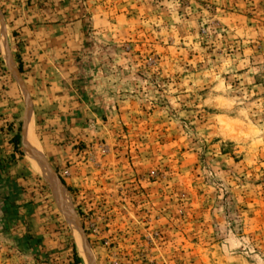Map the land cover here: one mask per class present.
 I'll return each mask as SVG.
<instances>
[{
  "label": "rangeland",
  "instance_id": "1",
  "mask_svg": "<svg viewBox=\"0 0 264 264\" xmlns=\"http://www.w3.org/2000/svg\"><path fill=\"white\" fill-rule=\"evenodd\" d=\"M60 1L57 71L0 54V264H264V0Z\"/></svg>",
  "mask_w": 264,
  "mask_h": 264
},
{
  "label": "crops",
  "instance_id": "2",
  "mask_svg": "<svg viewBox=\"0 0 264 264\" xmlns=\"http://www.w3.org/2000/svg\"><path fill=\"white\" fill-rule=\"evenodd\" d=\"M61 5L60 0H0V19L10 23L15 42L13 51L17 50L24 69L41 68L47 74L57 71L59 59L65 57L79 40L81 22L75 20L66 24L67 15L60 9ZM2 39L6 41L8 60L1 48L0 54L13 75H17L18 63L10 53L9 36H0V44ZM3 111L0 108V113Z\"/></svg>",
  "mask_w": 264,
  "mask_h": 264
},
{
  "label": "bare ground",
  "instance_id": "3",
  "mask_svg": "<svg viewBox=\"0 0 264 264\" xmlns=\"http://www.w3.org/2000/svg\"><path fill=\"white\" fill-rule=\"evenodd\" d=\"M0 48L4 57L8 60L9 53L6 46V41L4 39L1 40ZM22 147L29 165L49 185L55 203H57V206L61 211L66 223L75 233L76 232L75 225L77 224L72 214L68 198L65 194L66 192H64L63 188H61V186L58 185L57 179L53 171L46 163L42 151L39 149L35 141L34 121L31 113L28 114L24 124L23 133H22ZM76 242H77L76 244H77L78 252L80 256L83 258L85 264H90L87 252L84 249L87 246L85 247L84 245H82L81 241L77 237V234H76Z\"/></svg>",
  "mask_w": 264,
  "mask_h": 264
},
{
  "label": "trees",
  "instance_id": "4",
  "mask_svg": "<svg viewBox=\"0 0 264 264\" xmlns=\"http://www.w3.org/2000/svg\"><path fill=\"white\" fill-rule=\"evenodd\" d=\"M18 69H19V71L21 72V64H20V62L18 61ZM13 143L15 144V147L18 149L19 147V143H20V137L19 136H16L14 139H13ZM18 150H20V149H18ZM80 216H82L81 215V213H80ZM74 258L76 259L75 260V263H79V262H81V260L79 259V257L77 256V255H75L74 256Z\"/></svg>",
  "mask_w": 264,
  "mask_h": 264
}]
</instances>
